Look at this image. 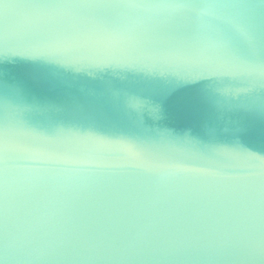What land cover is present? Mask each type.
<instances>
[{
  "label": "clouds",
  "instance_id": "obj_1",
  "mask_svg": "<svg viewBox=\"0 0 264 264\" xmlns=\"http://www.w3.org/2000/svg\"><path fill=\"white\" fill-rule=\"evenodd\" d=\"M0 264H264V0H0Z\"/></svg>",
  "mask_w": 264,
  "mask_h": 264
}]
</instances>
